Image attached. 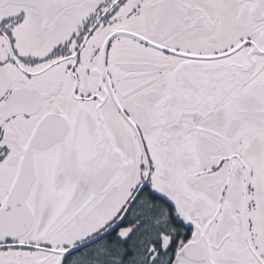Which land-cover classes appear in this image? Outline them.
I'll use <instances>...</instances> for the list:
<instances>
[{
	"label": "snow or ice",
	"instance_id": "obj_1",
	"mask_svg": "<svg viewBox=\"0 0 264 264\" xmlns=\"http://www.w3.org/2000/svg\"><path fill=\"white\" fill-rule=\"evenodd\" d=\"M0 264H264V0H0Z\"/></svg>",
	"mask_w": 264,
	"mask_h": 264
}]
</instances>
